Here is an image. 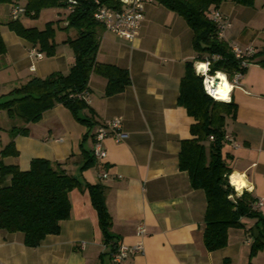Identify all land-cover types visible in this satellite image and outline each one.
<instances>
[{
    "label": "crops",
    "instance_id": "0c3cea01",
    "mask_svg": "<svg viewBox=\"0 0 264 264\" xmlns=\"http://www.w3.org/2000/svg\"><path fill=\"white\" fill-rule=\"evenodd\" d=\"M17 1L0 3V36L5 45L0 56V96L4 101L30 79H43L53 72L66 74L74 64L73 50L64 41L74 39L75 30L58 40L55 35L54 56L43 54L37 59L30 55L37 49L7 26L10 6L14 2L20 5ZM219 11L230 21L224 42L241 49L252 47L256 53L264 50V0H254L249 7L226 1ZM66 26L64 23L61 29L67 33ZM98 40L96 62L127 70L130 85L106 97V80L95 74L90 77L86 101L95 123L91 128L77 122L62 104L44 112L36 123L21 121L17 126L26 128L27 134L14 138L18 155L2 158L5 165L15 164L25 171L32 159H46L77 177L81 188L69 193L70 216L60 223L59 234L45 237L38 247H26L20 232L0 230V264H264V250L249 260L251 238L245 231L252 220H242L243 229L228 231L225 248L210 252L204 247L205 195L192 189L187 174L179 170L180 142L192 138L190 126L194 123L177 106L185 63L195 56L186 21L154 1L145 5L133 40L105 30ZM262 61L264 54H258L231 90L237 112L234 120L226 118L225 136L236 146L225 141L221 151L231 159V175L245 181L242 191L262 201L257 210L264 215ZM2 114L0 111V151L10 142L12 128L7 119L2 121L8 118L6 112ZM83 114L89 117L91 113L85 110ZM116 118L121 119L126 138L120 142L107 138V158L81 170L92 156L97 128ZM102 172L107 178L100 177ZM86 183L104 188L112 241L135 245L140 241L137 225L145 226L143 255L112 262L111 245L105 243L97 211L83 186Z\"/></svg>",
    "mask_w": 264,
    "mask_h": 264
},
{
    "label": "trees",
    "instance_id": "16d2710c",
    "mask_svg": "<svg viewBox=\"0 0 264 264\" xmlns=\"http://www.w3.org/2000/svg\"><path fill=\"white\" fill-rule=\"evenodd\" d=\"M68 0H24L26 16L36 18L41 9H66ZM74 11L66 16L67 28L76 31L74 39L64 43L73 50L74 64L66 74L53 72L39 79L32 78L12 90L0 103V110L11 120L24 124L38 122L43 113L57 104L67 108L75 120L89 128L94 126L92 111L86 101L90 77L95 74L106 80L105 96L110 97L124 91L130 85L127 70L114 65L96 62L99 34L104 30L93 18L95 0H77ZM158 4L177 13L186 21L192 32L193 60L185 63L180 80L177 106L194 120L190 126L192 138L180 142L179 170L187 174L192 189L203 191L206 199L204 214V247L212 252L225 248L230 229H243L242 220H252L245 232L251 238L249 260L264 250V215L254 208L257 199L247 191L237 194L229 183L232 173L229 155H223L226 118L235 119L237 105L230 101H217L209 97L203 88V78L195 73V63L209 61V74L226 75L232 81L234 75L243 72L241 60L234 57L229 46L217 37L216 27L210 13L219 10L221 4L232 1L242 6H252L254 0H155ZM11 0H0V3ZM16 2V1H15ZM13 4H17V3ZM101 6L118 8L116 0H98ZM46 23L42 30L25 27L19 20L10 21L9 30L28 41L38 52L52 57L55 54V35L59 25ZM5 45L0 36V56ZM264 50L255 53L246 61L250 64ZM264 62V61H262ZM88 110L90 116L83 114ZM27 129L13 126L10 142L0 151V230L7 233L20 232L24 245L36 248L49 235L60 232V223L70 216L69 193L81 188L77 177L68 174L59 163L46 159H32L29 168L21 170L18 165H5L2 158L17 156L14 138L26 135ZM210 137L213 141H210ZM96 163L92 156L85 160L81 170ZM91 203L97 211L99 225L105 243L111 252L118 247L112 241L108 228L110 216L105 205L104 188L101 185L84 184ZM250 264V263H249Z\"/></svg>",
    "mask_w": 264,
    "mask_h": 264
},
{
    "label": "built area",
    "instance_id": "2783aa9c",
    "mask_svg": "<svg viewBox=\"0 0 264 264\" xmlns=\"http://www.w3.org/2000/svg\"><path fill=\"white\" fill-rule=\"evenodd\" d=\"M116 1L119 5L118 8H107L101 6L98 0H95V10L93 12V18L103 25L105 31L112 33L118 37L133 40L140 28L141 22L143 21L145 5L152 3L155 0ZM66 5V10L68 11V13H71L78 5V1L68 0ZM25 14L26 9L23 5L11 4L9 10V17L11 21L19 20ZM210 18L216 27L217 37L219 39H223L225 31L230 26L228 17L223 15L219 10H213L210 13ZM231 52L236 59L241 60V67L243 69H246L249 65L246 59L256 53L255 49L252 47L241 49L236 46L231 47ZM30 55L36 57L37 59L43 58V54L36 50L31 51ZM202 63L204 65L203 68H199L197 65H195V73L203 78V88L205 93L213 100H216L215 95L213 94L214 91L210 90L209 88L214 77L209 74V61L205 60ZM31 70H33V67H31ZM241 76L242 73L238 72L234 75L232 81H228L225 75L227 81L232 85V88L238 83ZM230 95L231 91L229 92V98L226 102L230 101ZM107 138H111L115 142H120L121 140L126 138V134L122 130V121L120 118H116L112 121L102 124L97 128L93 136V147L91 153L96 162H102L107 158V150L104 145V142ZM224 140L231 143L233 147L236 146L230 137L224 136ZM210 141H213L212 137H210ZM107 176L108 175L106 172L100 173V177L103 179L107 178ZM233 189L237 194L241 193L237 191L235 187H233ZM261 205L262 201L258 200L255 203L254 208L257 209ZM136 236L140 239L137 244L132 246L119 244L116 250L111 252V260L113 263H120L129 257L144 254V248L141 239L146 236V229L142 223L137 225L136 227Z\"/></svg>",
    "mask_w": 264,
    "mask_h": 264
},
{
    "label": "rangeland",
    "instance_id": "374dc122",
    "mask_svg": "<svg viewBox=\"0 0 264 264\" xmlns=\"http://www.w3.org/2000/svg\"><path fill=\"white\" fill-rule=\"evenodd\" d=\"M20 5H23L24 3H22V1H17ZM66 14V15H65ZM67 12L65 9L62 8H44L41 9L38 13V16L36 18H30L26 15L22 16L20 23L25 26V27H36L38 30H42L46 23L48 22H54L56 23V25L58 24L60 27L59 29L56 30L57 34H56V40H58L62 35H68L70 36V34H72V30H74L73 28H67V30L69 32H65L61 29V27H63L64 23L66 22V16H67ZM55 25V28H56ZM216 76V73L213 75ZM4 101V98L2 96H0V103ZM2 111V115H5V112ZM8 124H10L12 127L13 126H20L21 121L20 120H10L8 118L2 119V121L6 120ZM10 121V122H9ZM2 123V122H0ZM9 125V126H10ZM1 128V127H0ZM1 136H3V134H0V139ZM243 191H241L242 193Z\"/></svg>",
    "mask_w": 264,
    "mask_h": 264
},
{
    "label": "bare ground",
    "instance_id": "6f19581e",
    "mask_svg": "<svg viewBox=\"0 0 264 264\" xmlns=\"http://www.w3.org/2000/svg\"><path fill=\"white\" fill-rule=\"evenodd\" d=\"M199 68H203V63H197ZM210 90H213V94L215 95L216 100L218 101H227L229 98V92L232 90V85L227 81L226 77L222 73H217L216 76L213 77L212 83L209 86ZM231 185L236 186V190L239 191L246 187L245 181L242 177L232 174L230 178ZM239 191V192H241Z\"/></svg>",
    "mask_w": 264,
    "mask_h": 264
}]
</instances>
